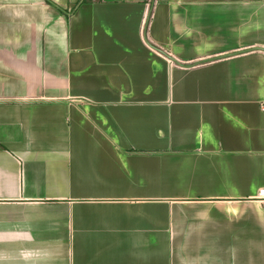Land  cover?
<instances>
[{
  "label": "crops",
  "instance_id": "crops-1",
  "mask_svg": "<svg viewBox=\"0 0 264 264\" xmlns=\"http://www.w3.org/2000/svg\"><path fill=\"white\" fill-rule=\"evenodd\" d=\"M78 1L0 0V264H264V0Z\"/></svg>",
  "mask_w": 264,
  "mask_h": 264
},
{
  "label": "trees",
  "instance_id": "trees-1",
  "mask_svg": "<svg viewBox=\"0 0 264 264\" xmlns=\"http://www.w3.org/2000/svg\"><path fill=\"white\" fill-rule=\"evenodd\" d=\"M82 2H85V0H79L77 3H76V5L74 6V8L73 9H70V11H64V10H62V9H60L62 12H66L67 14L69 13V14H71L72 12H74L75 11V9L82 3ZM147 25H148V23H147ZM155 48H157V50H159L160 52H162L163 54H166L162 49H160V48H158V47H156V46H154Z\"/></svg>",
  "mask_w": 264,
  "mask_h": 264
},
{
  "label": "built area",
  "instance_id": "built-area-1",
  "mask_svg": "<svg viewBox=\"0 0 264 264\" xmlns=\"http://www.w3.org/2000/svg\"><path fill=\"white\" fill-rule=\"evenodd\" d=\"M261 109L264 111V101L261 103ZM259 196L264 198V189H261Z\"/></svg>",
  "mask_w": 264,
  "mask_h": 264
}]
</instances>
